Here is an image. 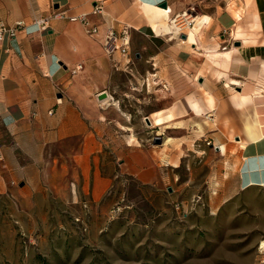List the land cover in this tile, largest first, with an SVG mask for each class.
<instances>
[{"label":"crops","instance_id":"0c3cea01","mask_svg":"<svg viewBox=\"0 0 264 264\" xmlns=\"http://www.w3.org/2000/svg\"><path fill=\"white\" fill-rule=\"evenodd\" d=\"M163 1L168 17L151 21ZM184 11L202 15L190 46L168 34L169 19ZM40 18L47 19L44 29L35 23ZM83 20L95 34L86 33ZM19 21L22 29L0 40V196L36 207L78 198L96 202L106 193V124L87 109L79 81L89 72H118L111 66L118 69L123 54L102 49L108 30L116 36L128 31L126 62L131 55L134 65L171 61L168 68L180 77L197 80L194 90L149 114L152 122L163 112L155 126L210 114L217 128L219 84L227 83L229 108L250 115L242 119V135H230L242 148L238 188L264 193V0H0V22ZM130 167L143 179L150 173L133 162Z\"/></svg>","mask_w":264,"mask_h":264},{"label":"rangeland","instance_id":"374dc122","mask_svg":"<svg viewBox=\"0 0 264 264\" xmlns=\"http://www.w3.org/2000/svg\"><path fill=\"white\" fill-rule=\"evenodd\" d=\"M126 60L118 59V69L112 63L118 72H89L79 81L87 109L106 124V193L96 202L36 207L0 196V264H264V193H244L236 176L242 148L234 139L249 110L229 108L223 81L217 128L209 115L195 114L155 126L163 112L152 122L149 114L194 90L197 80L180 77L171 61L154 67L134 65V55ZM221 142L225 154L215 147ZM132 162L149 168V177Z\"/></svg>","mask_w":264,"mask_h":264},{"label":"bare ground","instance_id":"6f19581e","mask_svg":"<svg viewBox=\"0 0 264 264\" xmlns=\"http://www.w3.org/2000/svg\"><path fill=\"white\" fill-rule=\"evenodd\" d=\"M159 7H161V6H159ZM164 8H166V7L155 8V15H149L150 20L151 21H155L156 19H160L161 20V19L167 18L168 17L167 11ZM184 15H188V13L184 12ZM188 16H190V18L187 17L189 19L186 18L185 19L186 21L183 23V25H180L181 23L179 22V19H178L179 17L176 18V15L173 16L172 18H170L169 19V22H168V29H169V33L168 34H169V36L171 38L172 37H175V38L178 37V38H180V42L184 43L185 45L190 46L191 44H195V37L197 35H199V31H196L195 23L198 20L200 14L188 15ZM180 32H183L184 33L185 38L179 37ZM111 99H112L111 98V95H108V98L105 99V100H103V102L104 103H109V101ZM111 104L118 106L116 100H113L111 102ZM212 104H213L212 99H210L209 106H212ZM193 110H194V112L196 114H199V113L202 112L201 109L196 108V107H193ZM208 115H210V114H208ZM158 120L159 119H157L156 122ZM216 147H217L218 151L221 154H225L226 153V147H225V145L223 143H219ZM172 166H175L176 167V166H178V164L174 162V164Z\"/></svg>","mask_w":264,"mask_h":264},{"label":"built area","instance_id":"2783aa9c","mask_svg":"<svg viewBox=\"0 0 264 264\" xmlns=\"http://www.w3.org/2000/svg\"><path fill=\"white\" fill-rule=\"evenodd\" d=\"M98 10V9H97ZM180 16H186L184 15V12L181 14H176V18ZM35 23L40 27V28H46L47 27V19L46 18H40L36 19ZM84 26L87 27L86 32L89 35L95 34L96 33V27L94 26H89V24L83 20ZM23 27V23L21 21L16 22L14 25H6L3 22H0V40L3 38L4 35H9V36H15L16 33L21 30ZM184 34L183 32H180L179 37ZM128 43H129V36H128V31L123 30L120 36H116L113 31H107V34L105 35L104 38V49L106 53L111 54L114 52V50H119L123 56L127 55V49H128ZM78 66L77 68H79Z\"/></svg>","mask_w":264,"mask_h":264},{"label":"water","instance_id":"95a60500","mask_svg":"<svg viewBox=\"0 0 264 264\" xmlns=\"http://www.w3.org/2000/svg\"><path fill=\"white\" fill-rule=\"evenodd\" d=\"M159 6H161V7H166V2H165V1L161 2V3L159 4ZM180 37H181V38H185V35L182 34ZM102 95H103V96H101V97H104V94H102ZM146 121H147L148 124L150 123V121L148 120V118H146Z\"/></svg>","mask_w":264,"mask_h":264}]
</instances>
